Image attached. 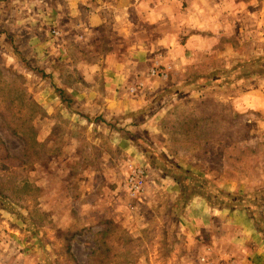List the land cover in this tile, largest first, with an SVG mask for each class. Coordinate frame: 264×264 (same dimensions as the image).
Listing matches in <instances>:
<instances>
[{
  "label": "rangeland",
  "instance_id": "rangeland-1",
  "mask_svg": "<svg viewBox=\"0 0 264 264\" xmlns=\"http://www.w3.org/2000/svg\"><path fill=\"white\" fill-rule=\"evenodd\" d=\"M207 2V26L174 41L176 24L141 23L142 64L133 31H90L82 11L38 29L63 54L29 48L11 9L0 25V264H220L206 247L221 228L243 229L239 214L264 228V0ZM114 51L123 89L103 76L118 73Z\"/></svg>",
  "mask_w": 264,
  "mask_h": 264
},
{
  "label": "crops",
  "instance_id": "crops-1",
  "mask_svg": "<svg viewBox=\"0 0 264 264\" xmlns=\"http://www.w3.org/2000/svg\"><path fill=\"white\" fill-rule=\"evenodd\" d=\"M14 1L15 6L12 7ZM23 1L0 0V25L6 20L10 22L13 16L11 9L16 8L17 14L13 17L18 22L26 24V34L30 40L29 48L49 49L53 40H43L39 33L48 32V26L59 22L60 18L65 16V12L67 14L71 12L73 16H77L82 11L88 15L87 25L90 31L99 30L111 23L117 27L120 33H125L124 38H130L129 32L133 31L132 40L135 50L129 52L139 64L145 63V59H147L144 40L139 39L136 30L141 23L157 26L164 22H168L170 25L176 24L177 27H174L176 30L170 32L173 35L168 34L166 37V41H174L176 31L184 28L190 33L192 30L202 29V26H207L208 21L215 15L207 7L208 0H187L189 8L186 12L182 11L183 3L181 0H26V6H24ZM112 17H114L113 21ZM38 29H41L40 32ZM1 31L0 29L2 35ZM158 42L151 45V48L160 46ZM54 46L51 48H54L57 53L63 54L64 45L62 42L58 45L54 43ZM2 47L5 46L2 45ZM110 55L112 57L108 59V66L116 69L118 73L115 76L104 73L103 76L108 84H113L114 81L121 82L123 89L127 75L121 72L123 68L119 64L120 55L115 51L111 52ZM237 219L243 221L242 226L244 228L240 229V227L233 226L229 231L221 228L219 234L214 236L217 247L208 246L206 250L217 252L216 255L221 260L220 264H225L224 260H227V264H260L264 258V234L261 228L251 216L239 214ZM227 242L232 243L230 245L234 247L233 252L229 253L225 250L224 243ZM253 245L256 248H253Z\"/></svg>",
  "mask_w": 264,
  "mask_h": 264
},
{
  "label": "built area",
  "instance_id": "built-area-1",
  "mask_svg": "<svg viewBox=\"0 0 264 264\" xmlns=\"http://www.w3.org/2000/svg\"><path fill=\"white\" fill-rule=\"evenodd\" d=\"M145 171L143 168L139 167L132 169V172L129 177V189L132 194L139 195L142 193L145 186Z\"/></svg>",
  "mask_w": 264,
  "mask_h": 264
},
{
  "label": "trees",
  "instance_id": "trees-1",
  "mask_svg": "<svg viewBox=\"0 0 264 264\" xmlns=\"http://www.w3.org/2000/svg\"><path fill=\"white\" fill-rule=\"evenodd\" d=\"M32 103H33V104H36V103H34L33 101H32ZM192 183L194 184V181H192ZM189 185H191V182H189V181H188L187 184L184 183V182L181 183L182 191H184V193H185V191H186L187 189H191V188H189ZM196 188H200V187H197V186H196ZM191 191H192V190H191ZM192 192H193V191H192ZM194 195H195V194H194ZM251 217L254 218V219L256 220L258 226L261 228V231H262V233L264 234V228H262V227L259 225L258 220H257L254 216H251Z\"/></svg>",
  "mask_w": 264,
  "mask_h": 264
}]
</instances>
